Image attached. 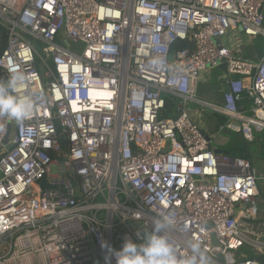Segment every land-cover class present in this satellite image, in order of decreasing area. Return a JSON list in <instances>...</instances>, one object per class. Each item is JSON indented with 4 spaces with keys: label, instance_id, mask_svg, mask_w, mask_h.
Returning <instances> with one entry per match:
<instances>
[{
    "label": "built area",
    "instance_id": "2783aa9c",
    "mask_svg": "<svg viewBox=\"0 0 264 264\" xmlns=\"http://www.w3.org/2000/svg\"><path fill=\"white\" fill-rule=\"evenodd\" d=\"M0 28V264H262L264 174L187 105L264 132V0H0ZM219 67L222 104L197 99Z\"/></svg>",
    "mask_w": 264,
    "mask_h": 264
},
{
    "label": "crops",
    "instance_id": "0c3cea01",
    "mask_svg": "<svg viewBox=\"0 0 264 264\" xmlns=\"http://www.w3.org/2000/svg\"><path fill=\"white\" fill-rule=\"evenodd\" d=\"M242 50H241V54L244 58L247 59H255L256 55H258L260 53V51L262 52L263 49V44L261 47V50H259V41L257 40H243V44H242ZM225 82H226V72L225 69L223 67H219L217 69L214 70H210L206 73H203L198 81L197 87H196V92H197V88L203 85L207 86V90H204L201 88V92L202 93V97L203 100L198 98L199 100H202L206 103H211L214 105H221L223 102V95L225 93L226 87H225ZM197 96V94H196ZM243 105V104H242ZM194 110L189 111V113L191 114L192 118L195 120L196 123L199 124L201 130L208 136H212L215 137L216 135H223L225 138H230L229 134H226L225 131L227 130H223L220 127H217V118L213 116V114L211 112H209L208 116L205 118V122H200L198 119L204 115L205 113L201 114L200 116V111L202 110V108H200L199 106H193ZM196 107V108H195ZM208 111V110H207ZM210 116V119H209ZM209 119V120H208ZM243 139V138H242ZM260 140V139H259ZM230 142V139H229ZM228 142V143H229ZM264 142H261V149H262V144ZM228 145V144H227ZM225 150H228L227 147ZM263 153V150H262ZM264 155V153H263ZM264 174V172H263Z\"/></svg>",
    "mask_w": 264,
    "mask_h": 264
},
{
    "label": "rangeland",
    "instance_id": "374dc122",
    "mask_svg": "<svg viewBox=\"0 0 264 264\" xmlns=\"http://www.w3.org/2000/svg\"><path fill=\"white\" fill-rule=\"evenodd\" d=\"M202 89L207 90V86L203 85V86H199L197 88V96L198 98L203 100V97L201 96L203 92H201ZM6 89V85L5 84H1L0 85V91ZM194 105L192 104H188L187 105V111H191L194 110ZM196 108V107H195ZM205 113L204 115L201 116V114ZM209 111H207L205 108H202V110L200 111V118L198 119L200 122H205V118L209 115L208 114ZM210 119V116H209ZM208 119V120H209ZM229 134L230 136V142L227 145V149L230 152L231 156H238L241 155L242 153H244L245 151L249 152L250 157L253 159V162H255L254 164L256 165L255 167L257 168V166L260 168V173L263 174L264 172V155L262 153V149H261V142H264V132L261 134H255L254 135V141L251 143H247V145L244 144V142L242 141V137L239 133H235L233 131H225ZM260 139V140H259ZM239 157V156H238ZM52 174H56V168L53 167L52 168ZM260 184V183H259ZM264 185V181L261 182V186Z\"/></svg>",
    "mask_w": 264,
    "mask_h": 264
},
{
    "label": "trees",
    "instance_id": "16d2710c",
    "mask_svg": "<svg viewBox=\"0 0 264 264\" xmlns=\"http://www.w3.org/2000/svg\"><path fill=\"white\" fill-rule=\"evenodd\" d=\"M257 41H259V50H261L262 47V40L261 39H257ZM7 45V36H6V32L5 30H3L2 28H0V56L2 54V52L5 50ZM189 44L185 43V42H181V41H177L171 48V54H173L174 52H177L185 47H188ZM179 100L176 98H172V97H167L165 100V106L164 109L161 111L160 113V118L161 119H168V118H173L175 116V113L177 112L178 108H179ZM240 105H245V107H248L249 102H247L246 100L242 101L239 103ZM214 117L217 118V127L222 128L225 126L227 120L225 117L217 115V114H213ZM226 134H228L226 132ZM59 141L61 143V146L63 149L66 148V136L63 134L59 137ZM244 142L245 145H247L248 142L242 140ZM240 158H244L246 160H248L249 162H251V164L253 166H256L253 162V159L250 157L249 152L245 151L244 153H242L241 155H238ZM262 191V202L264 204V185L261 186Z\"/></svg>",
    "mask_w": 264,
    "mask_h": 264
},
{
    "label": "water",
    "instance_id": "95a60500",
    "mask_svg": "<svg viewBox=\"0 0 264 264\" xmlns=\"http://www.w3.org/2000/svg\"><path fill=\"white\" fill-rule=\"evenodd\" d=\"M8 78L5 74L0 73V85L1 84H7ZM225 93H227V83L225 82ZM206 139L210 143V149L217 154V155H230V152L228 150H225L227 147V144L229 142L228 138H225L223 135H216L215 137L206 135ZM262 150L264 153V143L262 144ZM41 187L43 189H49L51 188L48 186L45 182H42ZM258 261H261L262 264H264V261L261 259H258ZM132 264H155V253L151 248H148L146 252L140 251L138 252L133 258H132Z\"/></svg>",
    "mask_w": 264,
    "mask_h": 264
},
{
    "label": "bare ground",
    "instance_id": "6f19581e",
    "mask_svg": "<svg viewBox=\"0 0 264 264\" xmlns=\"http://www.w3.org/2000/svg\"><path fill=\"white\" fill-rule=\"evenodd\" d=\"M238 157V156H237Z\"/></svg>",
    "mask_w": 264,
    "mask_h": 264
}]
</instances>
